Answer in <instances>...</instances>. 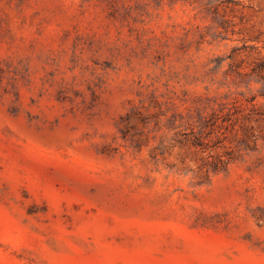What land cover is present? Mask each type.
Here are the masks:
<instances>
[{
    "label": "rangeland",
    "instance_id": "obj_1",
    "mask_svg": "<svg viewBox=\"0 0 264 264\" xmlns=\"http://www.w3.org/2000/svg\"><path fill=\"white\" fill-rule=\"evenodd\" d=\"M0 264H264V0H0Z\"/></svg>",
    "mask_w": 264,
    "mask_h": 264
},
{
    "label": "trees",
    "instance_id": "obj_2",
    "mask_svg": "<svg viewBox=\"0 0 264 264\" xmlns=\"http://www.w3.org/2000/svg\"><path fill=\"white\" fill-rule=\"evenodd\" d=\"M241 111L237 110L235 112H227L225 117L223 118L224 122H230V124L232 125H236L239 121L242 122V124L244 125L247 122H250V118L249 115H243L240 116ZM196 145H200V144H196ZM222 160H219L218 164L213 165V171L216 172L220 169L219 165H221V167L223 166V162H221Z\"/></svg>",
    "mask_w": 264,
    "mask_h": 264
}]
</instances>
